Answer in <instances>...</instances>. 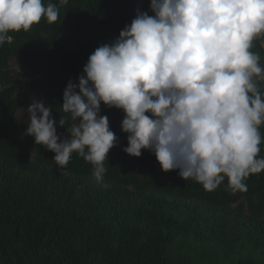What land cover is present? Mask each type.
I'll return each mask as SVG.
<instances>
[{
	"label": "trees",
	"instance_id": "obj_1",
	"mask_svg": "<svg viewBox=\"0 0 264 264\" xmlns=\"http://www.w3.org/2000/svg\"><path fill=\"white\" fill-rule=\"evenodd\" d=\"M149 6L69 0L54 24L42 19L27 32H9L0 46V264H264V171L247 178L246 192L228 190L227 179L205 190L178 170L164 172L148 150L125 153V114L102 103L118 140L97 181L76 153L61 170L54 152L25 135L29 120L17 118L18 93L32 88L33 101L52 108L62 140L76 123L62 111L68 82L78 83L89 56L117 39L138 9L153 15ZM263 44L264 37L252 49L261 66ZM260 131L264 136V126ZM260 148L264 157V143Z\"/></svg>",
	"mask_w": 264,
	"mask_h": 264
},
{
	"label": "clouds",
	"instance_id": "obj_2",
	"mask_svg": "<svg viewBox=\"0 0 264 264\" xmlns=\"http://www.w3.org/2000/svg\"><path fill=\"white\" fill-rule=\"evenodd\" d=\"M69 0H0V46L9 32L54 24ZM111 44L95 49L78 83L69 81L62 111L76 121L61 140L52 108L34 100L25 135L55 153L65 169L73 153L102 181L118 137L101 104L123 111L121 128L140 157L153 153L164 172L178 170L205 190L247 191L264 171V66L254 41L264 37V0H150ZM264 46V45H262Z\"/></svg>",
	"mask_w": 264,
	"mask_h": 264
},
{
	"label": "rangeland",
	"instance_id": "obj_3",
	"mask_svg": "<svg viewBox=\"0 0 264 264\" xmlns=\"http://www.w3.org/2000/svg\"><path fill=\"white\" fill-rule=\"evenodd\" d=\"M264 45V44H263ZM264 66V64H263ZM12 67L14 69L23 71L27 78H34L35 74L31 70H27L17 64L16 61H12ZM20 98V106L17 113V118L21 122L28 121V114H27V108L32 104L33 98L35 95V90L32 88H25L19 91L18 93Z\"/></svg>",
	"mask_w": 264,
	"mask_h": 264
}]
</instances>
